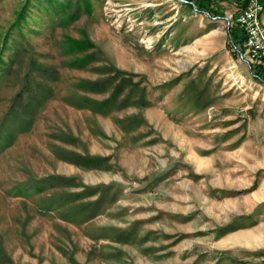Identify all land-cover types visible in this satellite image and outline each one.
Wrapping results in <instances>:
<instances>
[{
  "label": "rangeland",
  "instance_id": "obj_1",
  "mask_svg": "<svg viewBox=\"0 0 264 264\" xmlns=\"http://www.w3.org/2000/svg\"><path fill=\"white\" fill-rule=\"evenodd\" d=\"M60 1L0 0V264H264L240 5Z\"/></svg>",
  "mask_w": 264,
  "mask_h": 264
},
{
  "label": "built area",
  "instance_id": "obj_2",
  "mask_svg": "<svg viewBox=\"0 0 264 264\" xmlns=\"http://www.w3.org/2000/svg\"><path fill=\"white\" fill-rule=\"evenodd\" d=\"M264 0H245L234 17L226 16L227 24L235 23L244 33L243 47L249 66L264 68ZM242 55V52H240Z\"/></svg>",
  "mask_w": 264,
  "mask_h": 264
},
{
  "label": "trees",
  "instance_id": "obj_3",
  "mask_svg": "<svg viewBox=\"0 0 264 264\" xmlns=\"http://www.w3.org/2000/svg\"><path fill=\"white\" fill-rule=\"evenodd\" d=\"M33 1H37L38 3H40L42 0H32V2ZM50 1H54V0H50ZM86 1L87 0H84V2H86ZM32 2H31V0H25L23 5L21 6L20 10L17 12V16H16V20H15L16 24L19 25V22L22 19H24L25 16H27L28 10H29L30 5H31L30 3H32ZM58 2H59V5H63L64 6V2H61L60 0H58ZM88 3H89V1H88ZM88 3L86 5H88ZM244 3H245V0H243L242 5ZM76 13H77L76 11L75 12L73 11V12H71V14H68V15L70 17H74V15H76ZM238 29L241 30L240 27ZM240 30H239V33H238V32H234L233 29H230V32H231V35H232V38H233V41H234L235 44H237L238 42H240V41H242L244 39V33H243L242 30H241L242 31V33H241ZM257 69H258V73L260 74V76H262L264 78V69L263 68H257ZM94 83L96 84L97 82H94ZM98 87L99 86H92V84H91V86H89L86 89L96 90ZM109 101H110V98H105V99L99 101V104H101V105L103 104L104 105V104L108 103Z\"/></svg>",
  "mask_w": 264,
  "mask_h": 264
},
{
  "label": "crops",
  "instance_id": "obj_4",
  "mask_svg": "<svg viewBox=\"0 0 264 264\" xmlns=\"http://www.w3.org/2000/svg\"><path fill=\"white\" fill-rule=\"evenodd\" d=\"M233 2L241 6L243 0H233ZM261 17L264 19V12L261 14Z\"/></svg>",
  "mask_w": 264,
  "mask_h": 264
}]
</instances>
